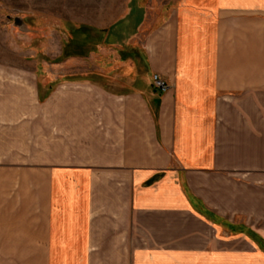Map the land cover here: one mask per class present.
<instances>
[{"label":"crops","instance_id":"crops-1","mask_svg":"<svg viewBox=\"0 0 264 264\" xmlns=\"http://www.w3.org/2000/svg\"><path fill=\"white\" fill-rule=\"evenodd\" d=\"M103 30L48 79L0 57V264H264V0Z\"/></svg>","mask_w":264,"mask_h":264},{"label":"rangeland","instance_id":"rangeland-1","mask_svg":"<svg viewBox=\"0 0 264 264\" xmlns=\"http://www.w3.org/2000/svg\"><path fill=\"white\" fill-rule=\"evenodd\" d=\"M130 1L0 0V57L31 59L36 71L48 79L50 64L54 61L51 55L57 52L55 61L58 63L67 57L81 58L85 51L84 40L90 39L91 47L97 45L93 41L97 38V32L108 29L121 18ZM143 1L152 8L162 4L173 8L179 0ZM51 33L57 35V49L50 48L48 36ZM106 45V51L111 49ZM107 53L112 55V52ZM59 71L65 72L61 66ZM70 78L49 79L42 87L47 88Z\"/></svg>","mask_w":264,"mask_h":264},{"label":"built area","instance_id":"built-area-1","mask_svg":"<svg viewBox=\"0 0 264 264\" xmlns=\"http://www.w3.org/2000/svg\"><path fill=\"white\" fill-rule=\"evenodd\" d=\"M153 87L158 89L160 92H166L169 89V86L157 75L154 74L152 77Z\"/></svg>","mask_w":264,"mask_h":264},{"label":"trees","instance_id":"trees-1","mask_svg":"<svg viewBox=\"0 0 264 264\" xmlns=\"http://www.w3.org/2000/svg\"><path fill=\"white\" fill-rule=\"evenodd\" d=\"M43 99V97L42 96H40V100H42Z\"/></svg>","mask_w":264,"mask_h":264}]
</instances>
